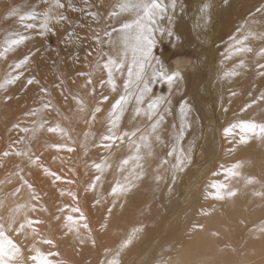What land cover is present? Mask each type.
<instances>
[{
  "label": "rangeland",
  "instance_id": "rangeland-1",
  "mask_svg": "<svg viewBox=\"0 0 264 264\" xmlns=\"http://www.w3.org/2000/svg\"><path fill=\"white\" fill-rule=\"evenodd\" d=\"M75 1L76 3L72 4L74 9L71 12L65 10V7L57 10L64 16L68 14L67 27L65 21L59 22L60 25L56 22L57 13L54 12L53 20L49 25L52 31L41 37L38 31L42 18L38 16L34 21L37 24V29L24 32L25 35L32 37L24 44L27 47L22 49L24 46L22 45L19 49L17 48L0 58V83H4L11 76L20 77L15 81V85H6V87L0 88V199L4 200L6 205V207L3 206L4 203L0 200L1 208L5 207L0 211H5H3L4 215L0 216V219L2 218L0 226H5V228L3 226V230L0 227V246L3 248L0 247V250H3L0 252V259L2 258L3 261L5 259V262L1 263L0 261V264H44L41 262L43 260L45 264H107V262L111 264V260H114L113 264H151L154 259H158L159 264H170V256L173 257L171 264H182L176 260V257H179V249L181 248V253H183L185 247H191L188 249L191 253H193V248L195 249L193 251L197 252V254L196 252L191 254L185 250L184 253L188 255L189 259L187 264H199L202 262L201 256L207 258V261L203 259L207 263L202 262L201 264H212L213 262L223 264L222 255L230 256V258H225L226 262L230 260L224 264H264V233L261 231V229L264 230V180H262L264 174L261 175L257 167L259 166L257 164H260L259 158L264 156L262 151L258 152L259 155L255 159L257 160L256 167H254L256 171L253 168L246 169L248 174L256 173L258 175L257 182L260 184V186L257 184L254 186L255 188L253 187L254 194L249 191L248 194L251 198L247 193L246 195L245 193L241 194L239 198L242 196L244 201L240 199L241 201L233 202L235 204L239 202L241 206L237 204L238 208L236 206L231 209L229 206L232 202L227 203L229 204L227 206L225 203L227 201L219 200L220 197L216 192L219 184H221L220 187L227 186L225 169L228 167L225 168V166L230 165L229 168H232L240 159V155L234 154L238 148L235 146V149L234 144L238 145L239 143L240 148L238 149H241L242 140L245 138L243 133H246L243 130L249 129L251 132L248 133H255L259 137H261L259 133H262L264 137L262 130L264 129V120L258 121L259 112L264 113V104L262 103L264 101L262 98L264 97V67H261L264 66V0H230L227 5V0H199L202 7L208 6L206 13L210 12V17H205L206 13H200L201 17H197L195 23L193 20L191 22L201 32L208 28L206 42L200 37L192 38L191 35H188L185 42L191 46L176 47L178 40L173 34L170 39L161 41L160 46L155 48L156 55L161 52V48L163 52L165 51L163 58L167 64L178 62L187 68V90L198 85L197 80L201 81L202 78L203 82L201 81L199 85H204L205 92L203 95L196 94L194 98L196 101L198 98L201 99L203 103L199 106L196 102L193 107L197 112L195 120L199 121L202 126L200 137L195 143L191 154L192 158L187 165V167L189 166V175L186 176L182 173L176 187L168 184L173 171L167 176L166 184L160 186L154 184L160 173L158 170L151 171L147 177L143 178L147 188L140 194L136 193L132 198L117 199V205L114 204L116 202H113V184L110 178L103 177L104 180L106 178L105 181L103 180L104 185L98 179L101 177L102 169L109 167L110 171H116L124 155L118 156L117 153L112 157L108 152H112L116 148L127 147L128 138H125V142L119 145H117L118 141L113 145V142L105 139L110 118L109 112L114 104V100L109 96L111 90L108 91L107 73L104 71L108 49L105 47V39L98 32V27L100 28L98 16L92 21L90 11L82 7L83 0ZM86 1L84 0V5ZM108 1L102 0L103 3L95 4L97 5L95 10L99 12L100 16L109 13L110 9L107 4L110 1ZM88 2L92 4L93 0H88ZM60 3L66 5L64 0H60ZM34 7L38 13H43L49 8V4L44 0H0V49L3 46L2 42L10 32L22 30L19 24L20 15L27 14ZM65 33L66 38L63 40L62 36ZM97 36L103 38L104 42L98 45L94 38ZM230 47L232 54H229ZM240 48L250 49V51H238ZM30 53L34 54L31 55L28 66L22 69L13 67ZM31 64L32 66H30ZM164 67L166 68L167 65ZM233 69L237 72L235 76L231 77L233 80L223 78L226 71ZM26 73L27 77L23 75ZM67 73L69 74L67 75ZM29 79H33L35 82L28 84ZM113 79L114 84L117 85L114 75ZM228 82L229 86H227ZM165 85L166 83H153L151 96L154 98L160 95L166 96L168 90H160ZM117 89L115 87V90ZM6 95L8 98L5 97ZM224 96L226 98L221 99ZM179 101V99L175 100L176 105L179 104ZM224 116L225 120H222ZM261 127L262 129H260ZM227 129H232L230 130L232 131L231 137L225 134ZM218 140L222 144L221 149L218 147ZM231 146L232 149L234 147V150L231 149ZM224 150L225 152H223ZM107 157L109 162L105 160ZM103 162L107 163L105 164L106 168H104ZM223 168L225 169L223 170ZM212 179L213 181H211ZM188 180L189 183L194 181L197 183L191 196L194 205H196L194 207L188 205V198H185L184 187ZM213 182L215 184H212ZM96 185L101 192L97 191ZM100 185L103 186L102 190ZM14 189H17V192H12ZM168 191H174L175 196L164 201V194ZM108 195H111V198ZM255 196L258 198L254 199ZM4 197L6 200H9L10 197L12 203L6 202ZM29 197L34 204L28 200ZM100 198L103 199L102 202H100ZM258 199L262 202L261 206L260 203L256 205L259 202ZM242 201L244 203L241 204ZM253 202L255 205H252ZM13 203L16 206L14 210ZM37 204H39L38 207ZM30 206L34 211H31ZM255 206L257 208L260 206V209ZM19 207L21 208L19 209ZM111 207L113 210L110 209ZM218 207L222 209L218 210ZM245 207L248 210L244 209ZM241 208L242 210H240ZM255 208L260 210L257 211V214ZM215 210L217 211L215 212ZM231 210L234 220L229 218ZM14 211L18 214L16 215ZM220 212H223L222 215ZM241 212L242 216L239 214ZM22 213L26 215L23 216ZM118 214L120 215L118 216ZM214 214H220L221 218L218 216L217 219ZM253 214H256L258 219ZM18 215L24 220H29L28 224L32 232L27 236L20 233L21 230L18 228L25 224L23 220L14 224V228L11 230L13 232L8 231L10 222L16 217L18 219ZM222 216L229 222L227 219L224 221ZM211 217L216 218L215 224L210 222L211 224L207 225ZM172 218L174 222L171 224ZM8 221H10L9 224ZM32 226L35 228L32 229ZM35 229L38 235H35ZM131 229L134 235H132ZM256 230L262 238L259 237ZM206 231L210 232L208 236ZM3 232L4 234H2ZM222 232L225 233L222 234ZM211 233L216 235L213 237ZM2 236L9 241L3 239ZM212 237L213 239L216 237V243L211 239ZM131 238L133 239L131 240ZM193 238L199 239L195 243L196 245L199 241L197 246L194 245ZM29 239L33 242L31 243ZM230 240L232 241L230 242ZM211 241H214L215 247ZM37 242L40 245H37ZM187 242L191 246L186 245ZM23 244L24 246L27 244V246L24 248ZM210 244L212 250L208 247ZM192 245L194 246L192 247ZM198 245L202 249L199 256L198 251L200 252V250L198 249L200 247L197 248ZM32 246L35 247V252H32ZM164 246L171 247L172 252L160 255V248ZM204 247L205 250L210 248L209 251L204 252V255L206 252H210L213 254L211 258L210 255L207 257L202 255ZM39 250L44 253H41L44 255L43 258H40ZM36 251L39 253H37L39 260L36 257ZM23 252L25 254H22ZM1 253H3V257ZM30 253L34 254L35 258L31 256L34 262L29 258ZM185 254L182 255L186 256ZM214 254H216L215 257H212ZM117 258H119V262L116 261Z\"/></svg>",
  "mask_w": 264,
  "mask_h": 264
},
{
  "label": "bare ground",
  "instance_id": "bare-ground-1",
  "mask_svg": "<svg viewBox=\"0 0 264 264\" xmlns=\"http://www.w3.org/2000/svg\"><path fill=\"white\" fill-rule=\"evenodd\" d=\"M65 1V4L66 5H64V7H65V10H67L68 12H71V10H73L74 9V6L72 5V4H75L76 3V1L75 0H64ZM110 1V3L109 4H107V7H108V9H110L109 10V13L107 12L105 15H102L101 14V16L99 15V12L97 11V10H95L96 9V6L97 5H95V4H98V2L100 3H103L102 2V0H93V2H92V4H90L89 2H88V0L86 1V3H85V5H84V0H83V4H82V7L85 9V10H88V11H90V15H91V17L93 18V20L92 21H94V18L96 19V17L98 16V18H99V22H98V20H97V22H98V25L100 26V28L98 27V32H99V34L101 35V37H103L104 39H105V47H106V49H108V52L106 53V57H105V59H106V64H107V62H108V59H109V57H112L113 59H117V60H119L122 56H123V43H122V41H117V43L116 44H114V45H110L109 43H108V38H107V36H105L104 35V33H105V29H106V31L107 32H111L112 31V27H116L117 29H119L120 27H121V25L123 24V23H125V22H131L132 20H134L135 19V15H134V13L133 12H131V11H128V12H123V13H120L119 12V5L123 2V0H109ZM108 1V2H109ZM230 3V0H227L226 1V5L227 4H229ZM69 4H71V7H69ZM190 6V7H189ZM201 9H202V5H200V3H199V0H177V7H176V9H175V11L173 12V13H171V15L173 16V21H172V23H171V25H169V22H168V19H167V17H165V19H163V20H161L160 21V24L162 25V27L165 29V30H167V29H169V28H171V31L173 32V34L174 35H176V37H179V39H177L178 40V42H177V45H176V47H180V45H185V46H191L188 42H185L186 40V37H188V35H191V37L192 38H195V37H200L201 39H203V41L204 42H206V34L208 33V28H207V30H205L204 32L202 31H199L198 29H197V27L195 26V22H196V20H197V17H201V15H200V13H202L201 12ZM117 12V13H119V15L116 17V18H112V16H111V14L113 13V12ZM28 12V11H27ZM203 14V13H202ZM205 14V13H204ZM54 15V14H53ZM66 17H67V20H64L65 21V26L67 27V23H68V14L66 15ZM205 17H210V12H208V13H206V15H205ZM41 18H42V16H41ZM191 20H193V22H191ZM91 21V22H92ZM72 22V21H71ZM90 22V23H91ZM60 23H61V21H60ZM60 23H59V25H60ZM89 23V24H90ZM193 23V24H192ZM72 24V23H71ZM96 25V24H95ZM55 26V25H54ZM58 26V25H57ZM92 26H93V22H92ZM97 26V25H96ZM87 27H88V23H87ZM90 27V26H89ZM88 27V28H89ZM95 27V26H94ZM61 28H62V26H61ZM61 30V29H60ZM67 30V29H66ZM62 31H64V30H62ZM84 33V32H83ZM258 33V32H257ZM80 34V33H79ZM254 35H256V34H254ZM254 35H252V36H254ZM31 36V35H30ZM33 36V35H32ZM58 36V35H57ZM66 36V33H65V35L64 36H62V38H63V40L66 38L65 37ZM81 36V35H80ZM116 36H117V33H113V39H115L116 38ZM38 38V37H37ZM102 38V39H103ZM168 39H170L167 35H166V31H165V34H161L160 32H156L155 33V40H156V44H155V47H154V49H153V53H152V57H151V59H150V61H149V63H148V65H146V68H145V74H146V76H149L150 77V75H151V69L153 68V67H155V68H157V69H159V68H163L169 75H173V74H176V73H178L179 74V78L178 79H176V80H174V82H173V86H172V88L171 89H169V87H168V85H167V83H166V85H165V87H162L160 90H163V89H165V90H168L167 92H168V94L166 95V96H163L164 97V100H163V102L160 104V106H159V108H158V111H157V115L156 116H154L151 120H149L146 116H138V117H135L134 118V116H133V109H134V99H133V101L132 102H130L128 105H127V108H126V110H125V112H124V114H123V116L121 117V119H120V121H119V126H118V128H117V132L118 133H120V134H122V133H124V132H132V131H135L137 128H141V129H147V128H150L151 127V124L152 123H154L155 122V120L156 119H158L159 118V116L160 115H163V117H164V120H163V122L161 123V125H160V128L158 129V135H159V137H160V140L159 141H157V140H155L154 138L152 139V151H151V153H147V152H145V153H143V158H142V160H140V161H129V162H127L126 163V161H128L129 160V157H130V155L132 154V151L130 150V148H129V144H128V146L127 147H124V149H120V148H116V149H114L112 152H108V154H109V156H116V154L118 153V156L119 155H124V157L122 158V160L120 161V163H119V165H118V168L116 169V171L114 172V171H110L109 169V167H108V169L105 167V164H107L106 162L104 163L103 162V164H104V168H106V169H102L101 171H100V175H101V177H100V179H98V180H100V182L102 183L103 182V184L102 185H104V181L106 180V178H105V180L103 179V177H108V178H110V181L112 182V184H113V189H112V197H113V202H116V203H114L115 205H117V199L119 200V198H121V197H123V198H132V197H134L135 195H136V193H138V194H140L145 188H147L146 186V183L144 182V177L146 176L147 177V175H148V173H150L151 171H155V170H158V172L160 173L159 174V176H157V178L155 179V181H154V184H158L159 186L160 185H165L166 184V180H167V176L169 175V173L171 172V171H173L172 172V176H171V178H170V180L168 181V184L170 183L171 185H173L174 187H176V185L179 183V177H180V175L182 174V173H184V174H186V176H188L189 175V166L187 167V165H188V162H190L189 160L192 158V156H191V154H192V151H193V148H194V146H195V143H196V141H197V139L200 137L199 135H200V128L202 127L201 126V124H200V122L199 121H196L195 120V118H196V110H194V103H198V105L200 106V104L201 103H203V102H201V99L199 100V98H198V100L196 101V99L194 98V96L196 95V94H198L199 93V95H203V92H205L204 91V89H205V87H204V85H199L200 83H201V81H202V78H201V81H200V79L199 80H197V83H198V85H195L193 88H191V89H189V90H187V85H188V81H187V76H186V73H187V68L183 65V64H181V63H178V62H172L171 64H167L166 63V61H165V59L163 58L164 56H165V54H164V52L162 51V48H161V52L160 53H158L157 55H156V49L155 48H157V46H160V42L161 41H167ZM38 41H39V39H37ZM59 41V40H58ZM40 46H41V44L40 43H38ZM30 45H32L33 46V44H30ZM28 46H29V44H28ZM32 46H31V48H32ZM34 46H35V44H34ZM194 46H195V44H194ZM25 47H27V46H23L22 47V49L24 48L25 49ZM44 48V47H43ZM46 49H47V47H45ZM196 49H197V47H195ZM19 49V48H18ZM33 49V48H32ZM49 49V48H48ZM160 50V49H159ZM165 50V49H164ZM199 50V49H198ZM45 52H47V51H45ZM120 53V56H117V53ZM45 54H47V53H45ZM159 55V56H158ZM159 57V58H158ZM159 61L160 63L159 64H157L156 63V61ZM130 61H131V52L129 51L128 52V62L127 63H125L124 64V66L119 70V71H116V70H113V75L116 77V82L118 83V84H120V85H115V87L116 88H118L117 90H115V88H113L112 87V85L109 83V77H108V70H107V68L106 67H104V71L107 73V79H106V85H108V91L109 90H111L110 92H109V96L114 100V104H113V106H112V108L110 109V112H109V114H110V118H109V121H108V125H107V133H106V135H105V137L106 136H108L109 135V131H108V129H109V126H110V120H111V113L113 112V108H114V105L116 104V102L120 99V97L122 96V95H124L125 94V84L126 83H128V67H129V64H130ZM30 64V63H29ZM105 64V65H106ZM165 65H167V67L165 68L164 66ZM28 66V65H27ZM30 66H32V64L30 65ZM29 66V67H30ZM23 72H24V70H23ZM28 72V71H27ZM69 73H67V75H68ZM23 75H25V77H27V73L26 74H23ZM12 77V76H11ZM20 78V77H19ZM32 78V77H31ZM66 78V77H65ZM7 79V78H6ZM26 79V78H25ZM22 80V79H21ZM114 80V79H113ZM231 80H233L232 78H231ZM230 80V81H231ZM115 82V83H116ZM203 82V81H202ZM20 83V82H19ZM153 83H155V82H153ZM153 83H151L150 84V87H151V85L153 84ZM158 83V82H157ZM14 85H15V83H14ZM18 85V84H17ZM226 85V84H225ZM119 86V87H118ZM163 86V85H162ZM227 86H229V82H228V85ZM134 87H135V85H132V86H130L129 87V91L131 92V91H133V89H134ZM141 87H142V85H141ZM15 88V87H14ZM12 89V88H11ZM222 89V88H221ZM10 91V90H9ZM14 92V91H13ZM223 92H224V90H223ZM152 92L150 91V93H148V95L145 97V101H144V107L146 108V106H147V104L149 103V102H151V100L152 99H155L154 97H152L151 94ZM161 93V92H160ZM226 93V92H225ZM11 94H12V92H11ZM163 95V94H162ZM9 96V95H8ZM161 96V95H160ZM5 97H7V95L5 96ZM159 97V96H158ZM8 98V97H7ZM6 98V99H7ZM197 98V97H196ZM224 98H226L225 96L224 97H221V99H224ZM177 99H179L180 101H179V104H177L176 105V103H175V100H177ZM185 101H187V103H188V105H189V107H190V112H189V115H188V121H189V123H190V127L186 130V132H185V134H184V137H183V140L181 141V144L179 145V146H177V152H176V154L175 155H171L170 154V151L172 150V147H173V145L175 144V139H174V133H178L179 131H180V112H179V109H180V106H181V104L183 103V102H185ZM261 102V101H260ZM262 103L264 104V101H262ZM261 103V104H262ZM262 104V105H263ZM205 105V104H204ZM261 105V106H262ZM220 107H221V105H220ZM208 108V107H207ZM249 116H250V114H249ZM252 119V118H251ZM222 120H225V116H224V118L222 119ZM262 120H264V113L261 111V112H259V114H258V121H262ZM260 129H262V127L260 128ZM230 130H232V129H230ZM258 130V129H257ZM263 131H264V129H262ZM226 131V130H225ZM237 131V130H236ZM244 132H246V133H243V134H245V138L242 140V147H241V149L239 150L238 148H240V146H239V143H238V145H237V143H236V145L234 144V147L235 146H237L238 148L236 149V147H235V149H236V151L237 152H235L234 154L235 155H240V159L238 160V163H236L235 165H233V167L232 168H229V166L230 165H228V166H225V168L226 167H228L227 169H225V168H223V170L225 169V175H226V182H227V186L224 188V187H220V185L221 184H219L220 183V180H219V188L218 189H216L217 191V193H218V197H220V199L219 200H221V199H224L223 200V202L224 201H227V202H225L226 203V205L228 206L231 202V204H230V208L231 209H233V207L235 208L236 206H237V204L239 205V202H236V204L235 203H233L235 200L237 201V200H239V201H241L240 199H242V196H241V198H239V196L242 194L243 195V193H245V195H246V193L248 194L249 193V191H252L253 192V194H254V190H253V187L254 186H257V184H258V182H257V180H258V175L256 174V173H254V174H248V172L246 171V169H248V170H251L252 168L254 169V167H256L255 166V163H256V161L257 160H255L256 159V156H258L259 154H258V152L259 151H262V153L264 154V137L262 136V133H259L260 135H261V137H259V135L257 136V134H255V133H248V132H251V130H249V129H244L243 130ZM263 131H261V132H263ZM189 134H190V136H189ZM232 131H229L228 132V136L229 137H231L232 135ZM137 136H139V133H137ZM125 138H128V137H125ZM124 138V139H125ZM236 138V137H235ZM128 140V139H127ZM240 140V141H241ZM109 141V140H108ZM118 141V144L117 145H119V144H121V143H124L125 142V140L123 141V142H121V141H119V140H117ZM215 141V140H214ZM230 141H232L231 140V138H230ZM116 142V141H115ZM215 142H217V141H215ZM115 143L113 142V145H114ZM116 145V146H117ZM221 142L218 140V147H220V149H221ZM240 145H241V143H240ZM116 146H113V147H116ZM255 146V147H254ZM110 147H112L111 145H110ZM234 147H233V149H232V146H231V149L232 150H234ZM229 148V147H228ZM228 150V149H227ZM256 150H258V151H256ZM144 151H146V150H144ZM223 152H225V150L223 151ZM237 153V154H236ZM107 154V155H108ZM182 154V155H181ZM189 155H190V157H189ZM112 156V157H113ZM221 156H222V154H221ZM263 156V155H262ZM110 158V157H109ZM262 158V159H261ZM261 158H259V160H260V164L258 163L257 165H259V166H257L258 167V172L261 174V175H263L264 174V161H263V158H264V156L263 157H261ZM218 159V158H217ZM105 160H108V157H107V159H105ZM223 160H225V157H223ZM222 160V161H223ZM237 160V159H236ZM259 160H258V162H259ZM149 161H150V163H149ZM221 161V162H222ZM226 161H228V160H226ZM108 162H109V160H108ZM112 162V161H111ZM219 163V162H218ZM150 164V165H149ZM221 164V163H220ZM219 165V164H218ZM103 166V165H102ZM102 166L100 167V169L102 168ZM110 166V165H109ZM155 167H157V169H154ZM222 167H223V165H222ZM107 170H109V171H107ZM255 171H256V168L254 169ZM191 174V173H190ZM99 175V176H100ZM215 176V175H214ZM182 177V176H181ZM99 178V177H98ZM212 178V177H211ZM225 178V177H224ZM264 178V177H263ZM262 178V180H264ZM101 179H102V181H101ZM104 180V181H103ZM262 180H261V182H262ZM210 181V180H209ZM211 181H213V179L211 180ZM215 181V180H214ZM256 181V182H255ZM100 183V184H101ZM207 183H209V182H207ZM211 183V182H210ZM216 183V184H217ZM197 183H195V181L194 182H191V183H189V180L187 181V183H186V186L184 187L185 188V198H188V205H190L191 207H194V206H196V205H194V201L192 200V193H194V187H195V185H196ZM212 184H215V182H213ZM226 184V183H225ZM155 185V186H156ZM259 186H260V184H258ZM216 186V185H215ZM222 186H223V184H222ZM258 186V187H259ZM93 187H95V186H93ZM100 187H102L101 188V190L103 189V186H101L100 185ZM178 187V186H177ZM181 187H182V185H181ZM207 187V186H206ZM9 188V187H8ZM11 188V187H10ZM96 188H98V190L96 189ZM96 188H95V190H97V191H99V187H97V185H96ZM150 188V187H149ZM183 188V189H184ZM198 188V187H197ZM210 188V186H209V184H208V189ZM251 188H252V190H251ZM255 188V187H254ZM261 188V187H260ZM201 189V188H200ZM212 189H214L213 187H212ZM262 189V188H261ZM94 190V191H95ZM176 191L175 192H177V189H175ZM196 190V189H195ZM17 192V189H14L12 192ZM29 191V190H28ZM257 191V190H256ZM99 192H101V191H99ZM98 192V193H99ZM161 192V191H160ZM175 192L174 191H168L167 193H165L164 194V198H165V200L164 201H166V200H169L172 196H175L174 194H175ZM252 192H250V194H252ZM264 192V191H263ZM257 193H258V191H257ZM256 193V194H257ZM9 194V193H8ZM8 194H7V197H8ZM11 194V193H10ZM15 194H17V193H15ZM26 194V193H25ZM29 194V193H28ZM197 194V193H196ZM99 195V197H101V195L100 194H98ZM195 195V194H194ZM193 195V196H194ZM244 195V196H245ZM249 195V194H248ZM260 195V194H259ZM262 195V194H261ZM263 195H264V193H263ZM19 196L22 198V196L19 194ZM28 196V195H27ZM26 196V197H27ZM108 196H110L109 198H111V195H108ZM210 196H213V195H210ZM250 196V195H249ZM257 196V195H256ZM255 196V198L254 199H257L258 197H256ZM6 197V198H7ZM17 197V196H16ZM215 197V196H214ZM252 197H254V195H252ZM104 198V197H103ZM215 198H217V196L215 197ZM239 198V199H238ZM244 198V197H243ZM246 198V197H245ZM250 198H251V196H250ZM262 198V197H261ZM4 199H5V197H4ZM28 199V198H27ZM105 199V198H104ZM1 200V199H0ZM6 200V199H5ZM28 200H31L30 199V197H29V199ZM101 200H103V199H101L100 198V202H102ZM121 200V199H120ZM243 201H244V199H242ZM246 200V199H245ZM250 200V199H249ZM248 200V202H251V201H249ZM259 200V199H258ZM257 200V201H258ZM2 202H1V204H3V206L5 205V201L4 200H1ZM9 202L10 201V204L12 203V201H11V199H10V197H9V200H6V202ZM32 201V200H31ZM98 201H99V198H98ZM157 201H158V203H159V200L157 199ZM228 201H230V202H228ZM241 202V204L242 203H244V202ZM257 201L255 202V204L257 203ZM261 200H259V202L256 204V205H259V203H260V206H261V203L262 202H260ZM113 202H111L112 204H113ZM221 202V201H220ZM247 202V203H248ZM264 202V201H263ZM15 203V202H14ZM14 203H13V206H15L14 205ZM24 203H25V201H24ZM23 203V204H24ZM123 203H124V201H123ZM222 203V202H221ZM227 203H229V204H227ZM32 204H34L33 203V201H32ZM113 204V205H114ZM167 204V203H166ZM234 204H235V206H234ZM250 204V203H249ZM254 204V202L252 203V205ZM254 204V205H255ZM38 205L39 204H37V207H38ZM114 205V206H115ZM125 205V204H124ZM193 205V206H192ZM252 205H250V206H252ZM23 206V205H22ZM239 206H241V205H239ZM259 206V207H260ZM5 207H6V205H5ZM5 207H3V208H1V205H0V211L2 210V209H4ZM26 207H27V204H26ZM224 207H226V206H224ZM228 207V208H229ZM246 207H249V206H246ZM244 208V209H247V208ZM256 208H257V206H255ZM258 207V208H259ZM264 207V206H263ZM7 208H9L8 206H7ZM14 208L16 209V206L15 207H13V210H14ZM21 207H19V209H20ZM159 208V207H158ZM156 209L157 211L159 210V209ZM228 208H227V210H228ZM229 208V209H230ZM237 208H238V206H237ZM240 208V207H239ZM255 208V209H256ZM257 208V209H258ZM262 208V207H261ZM27 209H28V207H27ZM30 209H32L31 211H34L33 210V208L30 206ZM35 209V208H34ZM111 210H113L112 209V207L110 208ZM121 210H122V208H120ZM119 209V210H120ZM221 210L222 208H220V207H218V210ZM226 209V208H225ZM256 209V214L258 213L257 211H260V210H257ZM260 209V208H259ZM7 210V209H6ZM120 210V211H121ZM169 210H171V208H169ZM173 210H174V207H173ZM235 210V209H234ZM237 210H239V209H237ZM240 210H242V208L240 209ZM248 210V209H247ZM4 211V210H3ZM3 211L2 212H0V216L1 215H4V213H3ZM31 211H29L30 213H31ZM36 211H38V210H36ZM123 211V210H122ZM217 210H215V212H216ZM223 211V210H222ZM243 211H245V210H243ZM242 211V212H243ZM5 212V211H4ZM219 212V211H218ZM217 212V213H218ZM226 212V211H225ZM228 212V211H227ZM231 212H232V210L229 212L230 213V215H231ZM240 212V211H239ZM242 212L241 213H239V214H241V216H242ZM254 212V213H255ZM262 212V211H261ZM260 212V213H261ZM3 213V214H2ZM14 213H16V211H14ZM34 213V212H33ZM39 213V212H38ZM170 213V212H169ZM189 213V212H188ZM221 213V212H220ZM223 213V212H222ZM222 213H221V215H222ZM233 213H235L236 214V212H233ZM247 213H248V211H247ZM18 214V212L16 213V215ZM23 214V216L24 215H26V214H24V213H22ZM120 214L122 215V212H120ZM120 214H118V216L120 215ZM167 214V213H166ZM171 214V213H170ZM227 214V213H226ZM244 214V213H243ZM254 215L253 214V216L254 217H256L257 215ZM263 214V213H262ZM173 215V214H172ZM189 215V214H188ZM220 215V214H219ZM218 214L216 215V214H214V216L217 218L218 216H219ZM260 215V214H259ZM28 216V215H27ZM110 216H111V214H110ZM213 216V215H212ZM224 216V215H223ZM223 216H222V218H223ZM261 216V215H260ZM259 216V217H260ZM16 217V216H15ZM26 217V216H25ZM32 217V216H31ZM168 217V216H167ZM170 217V216H169ZM187 217H189V216H187ZM227 217H228V215H227ZM246 217V216H245ZM22 218V219H21ZM110 218V217H109ZM161 218V217H160ZM174 218V217H173ZM172 218V220L170 221V223L172 224L173 222H174V219ZM189 218H191V217H189ZM215 218V219H216ZM218 218H221L220 216L218 217ZM217 218V219H218ZM229 218H233V220H234V216L232 217V215H231V217H229ZM257 219H258V216L256 217ZM2 219V218H1ZM0 219V220H1ZM4 219V218H3ZM8 219V218H7ZM169 219V218H168ZM215 219H214V217H211L210 219H209V221H208V223H207V225L210 223V222H215ZM224 219H227V218H223V220ZM254 219V218H253ZM9 220V219H8ZM20 220H23V221H25V224L24 225H20L18 228L21 230L20 231V233L22 232L23 234H25L26 236L30 233V232H32V231H30L31 230V228L29 227V224H28V221L29 220H27V219H23V217H21L20 215H18V219H17V217H16V219H13L12 220V222H10V221H8V224H9V222L11 223V225H10V228L8 229V231H11V230H13V226H14V224L16 223V222H18V221H20ZM161 220V219H160ZM228 220V219H227ZM243 220V219H242ZM245 220V219H244ZM243 220V221H244ZM251 220V219H250ZM2 221V220H1ZM1 221H0V223H1ZM32 218H31V223H32ZM218 221V220H217ZM220 222H221V220H219ZM225 221V220H224ZM155 222V221H154ZM157 222H160V221H157ZM227 222H229V220L227 221ZM231 222V221H230ZM235 222V221H234ZM251 222V221H250ZM24 223V222H23ZM36 223V222H35ZM239 223V222H238ZM33 224H34V222H33ZM147 224V223H146ZM160 224V223H159ZM211 224V223H210ZM215 224V223H214ZM214 224H213V226H214ZM247 224V223H246ZM1 225V224H0ZM150 225V224H149ZM157 225V224H156ZM216 225H217V223H216ZM215 225V226H216ZM243 225V224H242ZM4 226V225H3ZM3 226L1 227L2 229L1 230H3L4 228H5V226H4V228H3ZM36 226H37V223H36ZM211 226V225H210ZM232 226V225H231ZM255 226V225H254ZM145 227V226H144ZM258 227V226H257ZM262 227V226H261ZM8 228V227H7ZM35 227H33L32 226V229H34ZM141 228H143V227H141ZM140 228V229H141ZM216 228V227H215ZM218 228V227H217ZM259 228H260V226H259ZM264 228V227H263ZM135 229V228H134ZM140 229H138V230H140ZM153 229H154V225H153ZM36 230V229H35ZM142 230V229H141ZM223 230H225V229H223ZM40 231H41V228H40ZM131 231V233L133 232V230L131 229L130 230ZM202 231V230H201ZM201 231H200V236H201ZM257 231V233H258V230H256ZM261 231L264 233V230L263 229H261ZM2 232V231H1ZM5 232V231H4ZM4 232L2 233V234H4ZM11 232H13V231H11ZM115 232V231H114ZM156 232V231H155ZM203 233H204V231H202ZM207 233H208V231H206ZM253 232V231H252ZM131 233H130V235H131ZM139 233H140V231H139ZM142 233V232H141ZM153 233V232H152ZM151 233V234H152ZM163 233V232H162ZM223 233H225V232H222V234ZM232 233H233V231H232ZM262 233V234H263ZM1 234V235H2ZM8 235L10 234V233H7ZM37 234V230L35 231V235ZM115 234H116V232H115ZM168 234V233H167ZM198 234H199V232H198ZM210 234V232L207 234V236ZM216 234H217V231H216ZM215 233L214 234H212L211 233V235L213 236V235H216ZM260 233H258V235H259ZM7 235V236H8ZM34 235V236H35ZM38 235V234H37ZM74 235V234H73ZM132 235H134L133 233H132ZM136 235V234H135ZM138 235V234H137ZM149 235V234H148ZM171 235H172V233H171ZM205 235H206V233H205ZM210 235V236H211ZM252 235V234H251ZM264 235V234H263ZM262 235V236H263ZM4 236V235H3ZM2 236V238L4 239H6V237H3ZM6 236V235H5ZM10 236H12V234H10ZM25 236V237H26ZM33 236V235H32ZM142 236V235H141ZM206 236V237H207ZM14 237H15V235H14ZM130 237V236H129ZM195 237L196 238H198L196 235H195ZM214 237V236H213ZM213 237L211 238L212 240H214L215 241V243H216V237L213 239ZM252 237V236H251ZM259 237L260 238H262L260 235H259ZM1 238V237H0ZM23 237L21 236V239H22ZM27 238V237H26ZM42 238V237H41ZM133 238H135V237H133ZM133 238H131V240L133 239ZM147 238V237H146ZM160 238V237H159ZM194 239V245H195V243H196V240H199V239ZM217 238H219V237H217ZM232 238V237H231ZM148 239V238H147ZM170 239V238H169ZM192 239V240H193ZM229 239H230V237H229ZM6 240H8V239H6ZM27 240V239H26ZM40 241H42L41 239H39ZM74 241H75V239H73ZM136 240H139V239H136ZM191 240V241H192ZM227 240V239H226ZM233 240V239H232ZM232 240H230V242L232 241ZM9 241V240H8ZM15 241H16V238H15ZM29 241H31L30 239H29ZM152 241V240H151ZM174 241V240H173ZM200 241H201V238H200ZM214 241L212 242V243H214ZM6 242V241H5ZM4 242V243H5ZM33 241H31V243H32ZM130 242H132V241H130ZM129 242V244H131ZM135 243H136V241H134ZM133 242V243H134ZM141 242V241H140ZM149 242V241H148ZM198 243H199V241H197ZM10 243V242H9ZM18 243V242H17ZM16 243V244H17ZM30 243V245H33V244H31ZM38 244L37 245H40L39 244V242H37ZM123 244L125 243V242H122ZM146 243V242H145ZM197 243V244H198ZM214 243V247L216 246V244ZM11 244V243H10ZM21 244V243H20ZM28 244V243H27ZM27 244H25V246H27ZM35 244V243H34ZM45 244V243H44ZM74 244V243H73ZM128 244V243H127ZM136 244H138V243H136ZM150 244H151V242H150ZM160 244V243H159ZM189 244V242H187V244L186 245H188ZM192 244V243H191ZM197 244L195 245V246H197ZM204 244H205V242H204ZM203 244V245H204ZM0 245H1V243H0ZM75 245V244H74ZM76 245H77V243H76ZM121 245V244H120ZM168 245V244H167ZM185 245V246H186ZM194 245H192V247L194 246ZM208 245V244H207ZM207 245H205V246H207ZM3 246V245H2ZM12 246H14V245H12ZM23 246H24V244H23ZM22 246V247H23ZM25 246H24V248H25ZM35 246V245H34ZM45 246V245H44ZM135 246H137V245H135ZM134 246V247H135ZM140 246H141V244H140ZM150 246V245H149ZM154 246H155V244H154ZM159 246V245H158ZM189 246H191L190 244H189ZM1 247V246H0ZM14 247H16V246H14ZM18 247H19V245H18ZM30 247V246H29ZM36 248H38L37 246H35ZM35 247H33L32 246V252L34 251L35 252ZM40 247V246H39ZM142 247V246H141ZM200 246L198 245V247L197 248H199ZM208 247H212L211 246V244L208 246ZM6 248V247H5ZM17 248V247H16ZM40 248H42V247H40ZM156 248V247H155ZM202 248H203V246H202ZM207 248V247H206ZM210 248H207L206 250H205V247H204V251H203V253H202V255L203 256H208V255H210V258H211V255H213V254H211L210 252H206V255H204V252L205 251H209L210 250ZM1 249H3L2 247H1ZM14 249V248H13ZM28 249V248H27ZM141 249V248H140ZM144 249V248H143ZM188 249H191V247L190 248H188V247H185V249H184V252H185V250L187 251ZM194 249V248H193ZM193 249H192V252L193 253H191L189 250V252L191 253V254H194V252H196V251H193ZM209 249V250H208ZM38 250V249H37ZM119 250V249H118ZM122 250V249H121ZM120 250V251H121ZM145 250V249H144ZM180 251H178V256L179 257H176V260H179L180 262H182V264H184V262H186V264H187V260H189L187 257H188V255L187 254H185L184 252H183V248H182V252L183 253H181V248L179 249ZM195 250V249H194ZM198 250H200V252L198 251ZM197 251H198V256H199V254L201 253V247H200V249H198ZM211 250H212V248H211ZM217 250V249H216ZM3 250H0V252H2ZM25 251H26V249H25ZM155 251V250H154ZM220 250H218V252H219ZM225 251V250H224ZM39 252H40V255H41V253H43V252H41V250H39ZM124 252V251H123ZM139 252V251H138ZM170 252H172V249H171V247H168V246H164V247H161L160 248V255L161 254H164V253H170ZM189 252H187L188 254H189ZM212 252V251H211ZM217 252V251H216ZM218 252H217V255H219L218 254ZM221 252V251H220ZM4 253V252H3ZM3 253H1L2 254V257H3ZM29 253V252H28ZM38 252L36 251V254H37ZM209 253V254H208ZM225 253V255H226V252H224ZM22 254H25L24 252L22 253ZM39 254V253H38ZM36 255V257L38 258V260L40 259V258H43V256L44 255H41L40 256V258H39V255ZM44 254V253H43ZM182 254H185L186 256H184V255H182ZM190 254V255H191ZM196 254H197V252H196ZM221 254H223V252H221ZM232 254H234L233 253V251H232ZM141 255V254H140ZM153 255V254H152ZM152 255H151V257H152ZM189 255V256H190ZM215 255L216 254H214V256H212V257H215ZM1 256V255H0ZM30 257L29 258H31V256L32 257H34V254H32L31 255V253H30V255H29ZM112 256V255H111ZM123 256H124V253H123ZM136 256V255H135ZM195 256V255H194ZM223 256V255H222ZM221 256V258H222V262H223V264L226 262V259L225 258H230V256L229 257H227V256H223L224 257V259H223V257ZM232 256V255H231ZM11 257V256H10ZM20 257V256H19ZM22 257V256H21ZM115 257V256H114ZM147 257H149V256H147ZM35 258V257H34ZM135 258V257H134ZM173 259V257L172 256H170L169 257V260H170V264H171V262H172V259ZM190 258V257H189ZM201 261L202 262H204L203 261V259H207V258H203L202 256H201ZM151 259V258H150ZM150 259H148V260H150ZM174 259H175V257H174ZM194 259V258H193ZM37 260V261H38ZM43 260V259H42ZM111 260V259H110ZM118 260V262H119V258H117L116 259V261ZM164 260V259H163ZM199 261H200V259H198ZM197 260V262H199ZM210 260V259H209ZM208 260V261H209ZM212 260V259H211ZM218 260V259H217ZM230 260V259H229ZM228 260V261H229ZM0 261H1V263H4L5 262V259H4V261L2 260V258L0 259ZM22 261V260H21ZM31 261H33L34 262V259L32 260V258H31ZM36 261V260H35ZM41 261V260H40ZM112 261V263L111 264H113V261L114 260H111ZM168 261V260H167ZM207 261V260H206ZM227 261V262H228ZM41 262H43L44 264H45V262H44V260L43 261H41ZM110 262V261H109ZM159 260L158 259H154L153 261H152V263L151 264H159ZM191 262V261H190ZM202 262H200L199 264H201ZM226 262V263H227ZM40 263V262H39ZM104 263V262H103ZM166 263V262H165ZM188 263H189V261H188ZM192 263H193V261H192ZM194 263H195V261H194ZM204 263H207V262H204ZM214 264H215V262H213ZM212 263V264H213ZM34 264H37V263H34ZM46 264H48V263H46ZM50 264V263H49ZM107 264H108V262H107ZM110 264V263H109ZM116 264V263H115ZM195 264H197V263H195ZM221 264V263H220ZM228 264H231V263H228Z\"/></svg>",
  "mask_w": 264,
  "mask_h": 264
},
{
  "label": "snow or ice",
  "instance_id": "snow-or-ice-1",
  "mask_svg": "<svg viewBox=\"0 0 264 264\" xmlns=\"http://www.w3.org/2000/svg\"><path fill=\"white\" fill-rule=\"evenodd\" d=\"M44 2L49 4V8L43 13H38L35 10L29 11L25 15H20L19 24L22 30H17L10 32L5 40L2 42L3 46L0 49V58H3L7 53L15 51L20 46L24 45L26 41L32 39L31 36L25 35L24 32L28 30L37 29V24L34 21L37 20L38 16H42V19L39 24L38 34L41 37L46 36L52 29L49 27L50 23L53 20V13L56 12V22L67 20V17L61 13H58L57 10L64 7L60 3V0H44ZM71 7V4H69ZM177 7V0H123L119 5V12H128L131 11L135 15V19L131 22H125L121 25L119 29L112 27L111 32L105 30L104 35L108 38V43L114 45L117 41H122L123 43V56L117 60L109 57L105 67L108 70L109 83L115 88L113 81V70L119 71L125 63L128 62V52H131V61L128 67V83L125 84V94L120 97L116 102L111 113V120L109 126V135L105 137L106 140L110 142H115L117 140L123 142L125 137H128L129 148L132 151V154L129 157V160L126 161H140L143 158V153H151L152 151V139L159 141L160 137L158 135V129L160 128L161 123L164 120L163 115H160L154 123L151 124L150 128L141 129L137 128L132 132H124L122 134L117 132L119 126V121L123 116L127 105L134 99V109L133 116H146L151 120L154 116L157 115L158 108L163 102L164 97L159 96L155 99H152L144 107L145 97L150 93L151 87L150 84L153 82L158 83H167L169 89L172 88L174 80L179 78V74L169 75L162 67L157 69L153 67L151 69V75L146 76L145 68L148 65L153 49L156 44L155 33L160 32L162 35L165 34L171 38L173 32L171 28L165 30L160 21L167 17L169 25L173 21V16L171 13L175 11ZM207 5H204L201 9L202 13H206ZM119 15L117 12L111 14L112 18H116ZM113 33H117L115 39H113ZM96 43L99 45L103 43V39L99 36L94 37ZM179 39V37H177ZM239 43V42H238ZM238 51H250V49L240 48ZM30 53L23 60H20L13 67L15 69H22L29 65L31 60ZM229 54H232V48L229 49ZM117 56H120V53H117ZM157 64L160 62L157 60ZM242 66V65H241ZM264 67V66H261ZM237 74L236 70L226 71L223 74V78H231ZM19 79V76H12L10 79L6 80L4 83H0V88L6 87V85H12L15 81ZM35 81L29 79L28 84H32ZM135 85L133 91H129V87ZM142 85V87H141ZM264 98V97H262ZM99 111V109H97ZM180 112V131L174 133L175 144L170 151L171 155H175L177 152V146L181 144L186 130L190 127L188 121V115L190 112V107L187 101L183 102L179 109ZM235 127V125H233ZM230 129L225 131V134H228ZM139 133V136H137ZM146 150V151H144ZM182 155V154H181Z\"/></svg>",
  "mask_w": 264,
  "mask_h": 264
}]
</instances>
